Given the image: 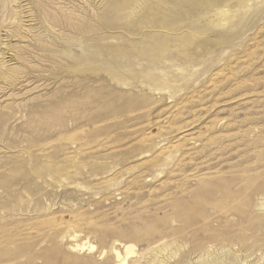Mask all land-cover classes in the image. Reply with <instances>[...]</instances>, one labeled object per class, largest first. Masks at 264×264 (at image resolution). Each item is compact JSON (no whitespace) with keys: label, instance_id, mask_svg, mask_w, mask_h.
<instances>
[{"label":"rangeland","instance_id":"374dc122","mask_svg":"<svg viewBox=\"0 0 264 264\" xmlns=\"http://www.w3.org/2000/svg\"><path fill=\"white\" fill-rule=\"evenodd\" d=\"M118 1L0 0V264H264V0Z\"/></svg>","mask_w":264,"mask_h":264},{"label":"bare ground","instance_id":"6f19581e","mask_svg":"<svg viewBox=\"0 0 264 264\" xmlns=\"http://www.w3.org/2000/svg\"><path fill=\"white\" fill-rule=\"evenodd\" d=\"M118 2H120V1H118V0H107V1H105V0H98V5H102V6H104V7H111V8H113L114 10H117V8L118 7H120V4L118 3ZM123 3H125V2H122L121 4L123 5ZM21 7V6H20ZM20 7H18L19 9H20ZM6 39V38H5ZM67 238H69V237H67ZM70 239H73V238H71L70 237ZM76 246V245H75ZM70 248H71V246H69ZM77 247H79V246H77ZM91 247V246H90ZM90 247H88V248H90ZM128 247H130V246H128ZM128 247L126 246L125 248H127L128 249ZM94 248V247H93ZM76 249V248H75ZM74 249V250H75ZM70 250H73V249H70ZM73 250V251H74ZM92 250V249H91ZM131 250H132V248H131ZM127 251V250H126ZM113 252V251H112ZM128 252V251H127ZM132 251H130L129 253H131ZM114 253V252H113ZM115 253H116V251H115ZM128 253V254H129ZM118 254V253H117ZM112 255V254H111ZM114 257H116L115 256V254H114ZM119 258H121V257H119ZM119 258H118V260H119ZM114 259H116V258H114ZM117 260V259H116ZM120 261V260H119ZM118 261V263L120 264V262ZM123 261V260H122Z\"/></svg>","mask_w":264,"mask_h":264}]
</instances>
